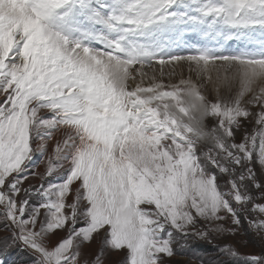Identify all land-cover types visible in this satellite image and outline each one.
I'll return each instance as SVG.
<instances>
[{
	"label": "snow or ice",
	"instance_id": "6c2138e0",
	"mask_svg": "<svg viewBox=\"0 0 264 264\" xmlns=\"http://www.w3.org/2000/svg\"><path fill=\"white\" fill-rule=\"evenodd\" d=\"M245 225L264 238V0H0V264H165Z\"/></svg>",
	"mask_w": 264,
	"mask_h": 264
},
{
	"label": "rangeland",
	"instance_id": "374dc122",
	"mask_svg": "<svg viewBox=\"0 0 264 264\" xmlns=\"http://www.w3.org/2000/svg\"><path fill=\"white\" fill-rule=\"evenodd\" d=\"M231 44L232 43H230L229 46H231ZM165 71L167 72L168 69H165ZM180 72L181 70L178 68L177 76L172 77L171 81H169L168 77H165V82H175L176 79L179 78ZM187 75L188 73L185 69L184 76ZM193 79H195L194 75ZM42 169L43 165H39V170ZM31 182L36 183L35 180ZM223 223L225 227L231 226L230 220L226 219ZM246 228L247 225L237 230L235 234L210 232L204 239L191 236L186 243L181 240L174 246V255L164 258L165 264H227L230 258L221 252V249L224 248L225 245H230L242 256L259 254L264 251V238L251 230L246 231ZM95 250L96 245L94 242L90 248L85 249V254L94 253ZM4 259L5 256H0V260ZM110 259L115 260L117 257H111ZM13 260H16V264H19V260H17L15 256L8 258V264H12ZM230 264H236V262L232 261Z\"/></svg>",
	"mask_w": 264,
	"mask_h": 264
},
{
	"label": "bare ground",
	"instance_id": "6f19581e",
	"mask_svg": "<svg viewBox=\"0 0 264 264\" xmlns=\"http://www.w3.org/2000/svg\"><path fill=\"white\" fill-rule=\"evenodd\" d=\"M232 43H236V42H232Z\"/></svg>",
	"mask_w": 264,
	"mask_h": 264
},
{
	"label": "crops",
	"instance_id": "0c3cea01",
	"mask_svg": "<svg viewBox=\"0 0 264 264\" xmlns=\"http://www.w3.org/2000/svg\"><path fill=\"white\" fill-rule=\"evenodd\" d=\"M0 256H4V255H0Z\"/></svg>",
	"mask_w": 264,
	"mask_h": 264
}]
</instances>
